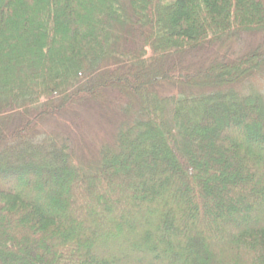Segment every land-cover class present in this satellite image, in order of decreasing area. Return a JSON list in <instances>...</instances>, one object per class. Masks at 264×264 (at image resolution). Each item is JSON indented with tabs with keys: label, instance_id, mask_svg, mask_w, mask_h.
<instances>
[{
	"label": "trees",
	"instance_id": "trees-1",
	"mask_svg": "<svg viewBox=\"0 0 264 264\" xmlns=\"http://www.w3.org/2000/svg\"><path fill=\"white\" fill-rule=\"evenodd\" d=\"M241 33L264 0H0V264H264V46L193 57ZM113 105L87 164L39 138Z\"/></svg>",
	"mask_w": 264,
	"mask_h": 264
},
{
	"label": "rangeland",
	"instance_id": "rangeland-1",
	"mask_svg": "<svg viewBox=\"0 0 264 264\" xmlns=\"http://www.w3.org/2000/svg\"><path fill=\"white\" fill-rule=\"evenodd\" d=\"M262 45L264 46V34H230L223 38L221 43L211 44L206 49H202L195 56V66H206L213 58H226L238 56L250 48ZM186 63L190 61L192 56L184 55ZM183 56V57H184ZM238 89H241L243 93L255 92L263 97L264 100V70L256 73L249 79L245 80L241 85H237ZM176 92L172 87L165 88L164 93L170 94ZM115 106H111L107 110L105 117L100 116L93 110L77 109L74 116H68L70 114H64L59 117H54L46 121L40 127V139L57 135L68 137V144L73 147L74 155L80 156L84 160V164L87 161H91L93 158L98 159L99 152L111 145L113 142L112 131H115L117 127L115 120ZM28 181L32 184L36 183V179L30 178ZM54 188L56 185H53ZM17 188V187H16ZM55 190V189H54ZM51 190L44 189V194L34 198V202L40 205L42 208L49 210L47 203L45 202V195ZM55 193L60 194L59 190H55ZM50 202V201H49ZM52 216H60L58 211L53 210V205L50 202ZM53 207V208H52ZM57 209V208H55ZM196 217V214H195ZM244 222V221H243ZM97 254V253H95ZM98 255V254H97ZM143 264L142 261H139Z\"/></svg>",
	"mask_w": 264,
	"mask_h": 264
}]
</instances>
